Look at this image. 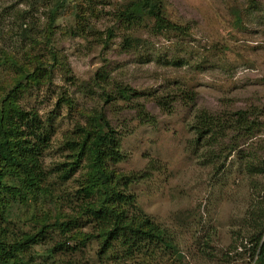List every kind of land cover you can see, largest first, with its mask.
Returning a JSON list of instances; mask_svg holds the SVG:
<instances>
[{"label":"rangeland","instance_id":"374dc122","mask_svg":"<svg viewBox=\"0 0 264 264\" xmlns=\"http://www.w3.org/2000/svg\"><path fill=\"white\" fill-rule=\"evenodd\" d=\"M55 1L0 0V25L18 33L23 23L33 37L0 36V58L13 62L0 60V99L20 79L16 105L35 113L49 131L37 158L47 175L45 194L36 196L31 210L49 215L60 208L64 230L68 214L76 216L71 209L78 183L92 170L64 144L99 115L118 142L117 161L103 163L105 173L112 174L110 188L138 177L126 189L175 252L130 259L117 248L99 260L101 239L76 222L67 228L70 238L56 226L47 228L44 241L32 246L30 260L258 264L264 244V0H159L164 19L179 25L182 34L151 30V20L125 23L118 14L135 0H64L48 29ZM117 88L140 95L122 103ZM160 97L168 100L166 109L156 104ZM140 107L152 123L138 120ZM236 111L256 122L249 135L229 129L213 147L196 140V116L203 112L223 122ZM61 164L73 167L63 182L56 174ZM15 229L33 233L38 227L10 222L6 231Z\"/></svg>","mask_w":264,"mask_h":264},{"label":"trees","instance_id":"16d2710c","mask_svg":"<svg viewBox=\"0 0 264 264\" xmlns=\"http://www.w3.org/2000/svg\"><path fill=\"white\" fill-rule=\"evenodd\" d=\"M64 4V0H56L49 9L48 29L52 27L55 13L61 10ZM163 14L162 3L159 0H135L120 11L118 17L130 24H142L144 20H151V30L155 29L159 33L163 30H170L182 34L181 27L166 21ZM22 25L23 23L18 33L13 27L0 25V36L6 37L5 35L14 34L16 38L23 41L33 40L32 30ZM47 38L48 35L45 41ZM51 57L54 60V56ZM5 59L9 60L5 55L0 58L2 61ZM9 61L13 63L11 59ZM19 82L20 79L16 80L13 83L14 89L0 99V263L34 264L30 260V250L33 245L44 241V235L48 232L47 228L56 226L64 236V232L68 234L67 228L76 225V222L82 223L81 226L89 227L95 237L101 239L100 248L96 252L99 260L117 248L123 252L124 257L130 259L134 256L148 255L152 258L157 253H159L158 256L174 253L175 250L165 232L145 216L136 205L134 196L127 191V187L138 177H132V182L125 181L126 184H121L122 188L116 186L110 188L112 174L105 173L103 163L107 158L112 161L117 158L118 142L108 122L99 115L89 119L90 124L87 131H81L82 133L74 131L73 137L68 138L69 140L64 144L75 159L78 158V162L91 164L87 169L92 171L78 183L80 189L75 194L76 204L74 203L75 207L71 209V213L76 216L68 214L69 217L65 223L67 227L64 230L62 228L64 224L59 223L58 220V215L62 211L59 207V209L54 207L49 215H37L34 209L31 210L36 196L45 194L42 180L47 175H44L37 158L47 146L49 131L35 113L23 112L16 105L17 94L22 84ZM117 94V101L128 104L131 99L140 95L134 90L125 88H117ZM104 97H106L105 100L111 98L109 95ZM164 100V97H160L156 104L166 109L168 100ZM247 115V112L236 111L222 122L220 117L215 118L202 112L201 115L195 117L192 126L195 138L205 141L206 146L213 147L220 142V139H223L226 130L242 131L249 135L257 124L255 121H248ZM136 116L140 122H153L152 118L144 113L142 107L138 109ZM76 138L78 139L73 141ZM72 172L73 167L68 168L67 164H61L56 171L57 179L63 182L69 179ZM13 209H17L15 213L12 212ZM11 217L14 218L11 219ZM20 221L31 222L38 229L33 233H25L19 229L6 231L10 222ZM49 221L51 223H48ZM70 236L68 234L67 238ZM258 239L256 238L255 242H258ZM59 248L68 250L61 246ZM50 250L51 255L54 249ZM259 250L258 264H262L264 244ZM52 262L41 264H52Z\"/></svg>","mask_w":264,"mask_h":264}]
</instances>
